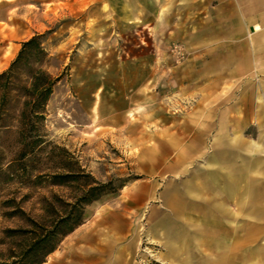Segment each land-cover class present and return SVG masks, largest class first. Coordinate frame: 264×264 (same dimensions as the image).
I'll use <instances>...</instances> for the list:
<instances>
[{"label": "rangeland", "instance_id": "rangeland-1", "mask_svg": "<svg viewBox=\"0 0 264 264\" xmlns=\"http://www.w3.org/2000/svg\"><path fill=\"white\" fill-rule=\"evenodd\" d=\"M205 14L198 0H0V72L21 41L42 34L44 67L61 76L41 127V169L77 162L127 186L88 204L42 264H90L71 261L94 246L83 236L102 231L117 238L115 264H138L142 248L145 264H264L261 128L246 113L248 82L218 64L230 55L222 20ZM14 138L0 130L4 162ZM148 186L122 219L130 190ZM72 188L46 183L22 206L38 218L41 196L69 198ZM3 211L0 230L25 225Z\"/></svg>", "mask_w": 264, "mask_h": 264}, {"label": "trees", "instance_id": "trees-1", "mask_svg": "<svg viewBox=\"0 0 264 264\" xmlns=\"http://www.w3.org/2000/svg\"><path fill=\"white\" fill-rule=\"evenodd\" d=\"M47 58L42 34H34L20 42L17 54L0 72V130L12 129L15 134L7 162L0 145V206L6 208L2 216L19 218L25 224L0 230V264H42L61 240L84 222L88 204L125 186L124 182L117 186L111 180L99 182L77 162L74 169H63L62 173L57 166L51 172L41 169L46 104L61 78L44 67ZM46 183H72L73 195L41 196L42 214L28 216L23 203L31 198V190ZM5 186L14 189L3 195ZM22 189L27 192L20 193Z\"/></svg>", "mask_w": 264, "mask_h": 264}, {"label": "crops", "instance_id": "crops-1", "mask_svg": "<svg viewBox=\"0 0 264 264\" xmlns=\"http://www.w3.org/2000/svg\"><path fill=\"white\" fill-rule=\"evenodd\" d=\"M198 1L205 3L207 17L222 20V32L226 35L225 40L230 43V55L218 64L230 66L231 79H245L248 82L246 113L250 121L259 120L264 153V0ZM246 144L247 147H254V139H250L249 134ZM125 187L127 186L123 188ZM151 192L149 186L130 190L127 199L122 202V219L130 211L137 213L143 199ZM83 237L89 243L93 242L94 246L84 250V256L74 255L71 263L76 262L74 259L79 260L82 257L90 264L116 263V237L104 231L95 235L89 232ZM72 245L65 249L62 257H65ZM262 252L264 253V250Z\"/></svg>", "mask_w": 264, "mask_h": 264}, {"label": "built area", "instance_id": "built-area-1", "mask_svg": "<svg viewBox=\"0 0 264 264\" xmlns=\"http://www.w3.org/2000/svg\"><path fill=\"white\" fill-rule=\"evenodd\" d=\"M147 248H142L141 253L138 255L139 260H138V264H145V259H147L146 254L149 253L151 250L147 249L148 251H146Z\"/></svg>", "mask_w": 264, "mask_h": 264}]
</instances>
